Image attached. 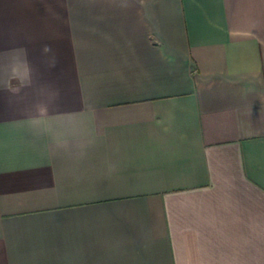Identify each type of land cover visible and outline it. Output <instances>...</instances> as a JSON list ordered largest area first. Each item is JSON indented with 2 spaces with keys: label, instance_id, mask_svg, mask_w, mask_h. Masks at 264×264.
I'll use <instances>...</instances> for the list:
<instances>
[{
  "label": "crops",
  "instance_id": "1",
  "mask_svg": "<svg viewBox=\"0 0 264 264\" xmlns=\"http://www.w3.org/2000/svg\"><path fill=\"white\" fill-rule=\"evenodd\" d=\"M0 264H264V0H0Z\"/></svg>",
  "mask_w": 264,
  "mask_h": 264
}]
</instances>
